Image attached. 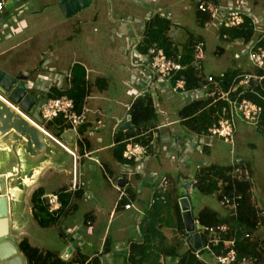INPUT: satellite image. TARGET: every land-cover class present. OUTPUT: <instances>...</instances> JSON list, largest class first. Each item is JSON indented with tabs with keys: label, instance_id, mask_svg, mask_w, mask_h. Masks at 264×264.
Here are the masks:
<instances>
[{
	"label": "crops",
	"instance_id": "crops-1",
	"mask_svg": "<svg viewBox=\"0 0 264 264\" xmlns=\"http://www.w3.org/2000/svg\"><path fill=\"white\" fill-rule=\"evenodd\" d=\"M37 1L42 2V0H4L5 10L0 11V68L11 75L18 76L19 79L26 78L24 80L26 89L36 99L37 108L43 105L47 97H55L52 95L59 91L69 90L72 86L73 74H81L85 71L87 83L89 86L91 84V88L88 87V94L81 108V110L86 108L87 119L78 132L74 131L62 116L40 121L48 132L60 139L68 149L23 118L24 127L34 128L39 138L36 144H28L24 141L14 145L13 139H6L0 133V178H6L11 208L8 214L9 233L3 240L11 241L16 247L17 252L13 255L15 259L20 258L23 264H28L18 246L22 239L27 238L32 245L42 250H50L67 261L80 260L79 256L83 254L87 256V259L94 256L89 264H125L130 254V245L143 240L144 231L141 221L151 208V200L155 197L162 175L163 178L170 179L173 191L169 197L168 206L163 209L166 214L164 218L166 223L161 229L165 241L161 246L162 251L158 264H177V259L173 255L164 254V252L169 253L175 247V252L196 248L192 242V236L198 230L188 231L180 200L188 196L190 201L191 190L193 187L197 188L194 185L197 176L208 168L229 167L233 164L246 168L252 183L255 206L258 212H264V117L259 126L243 120L237 122L236 142L234 145L229 143L232 146L230 153L232 162L222 163L217 159L219 152H216V156L213 155V147L216 146V140L223 139L209 136L206 133L200 134L218 118L217 110L215 109L209 118L207 116L201 121H191L200 111L189 116L181 113L183 108L194 100L204 99V90L194 86L187 93L181 92L179 95L172 90V81L160 79L154 87H150V81L154 80L155 76L148 68V45L145 40L148 26L155 17L170 21V28L166 32L170 49L183 52L184 58L188 52L190 54L191 39L194 41L200 38L205 41L202 34L193 35L185 29L186 24L177 20V18L181 19L180 14L169 11L181 0H107V2H101V26L95 24L93 27L94 32H99L101 27V41L92 40L94 43H91L85 52L80 50L82 59H79V54H76L73 49L72 44L75 43V39L71 35L72 28L69 23L75 20L80 24L78 37L82 40L84 34L88 35L87 31L85 32L88 27L86 20L92 19L94 23L100 20V13L95 12L98 2L93 0L87 8L68 16L57 0H51L50 4L43 5L40 9L31 10L30 5ZM201 1L213 3L217 7L216 18H219L220 26L215 30V34L216 38L226 44L225 46L216 45V57L213 63L208 60L205 41L207 57L204 62L205 68L204 66L203 68L206 73L216 75L221 80L220 78L227 73L256 70L249 58L247 60L250 62H246L244 56H241L236 42L244 41L248 55V46L253 42L255 32L262 30L254 43L259 42L264 36V15L259 12L258 0H246V7L248 8V2L251 6L250 1H252L255 11L258 15L260 14L262 20L261 28L254 30L249 42L245 41L244 36L231 37L228 30L222 35L223 18L230 7L235 5H232L233 0H195L194 12L200 26H202L201 10L198 4ZM90 11L92 14L87 15ZM216 18L210 17L202 27L209 26ZM17 19L21 21L20 25H16ZM183 30L186 31L187 36H183ZM51 40L59 41L60 45L52 47L49 44ZM227 52L229 63L221 65L220 59L225 61L224 56ZM206 65H212L216 70L207 71ZM110 70L113 71L111 74H109ZM92 73L96 74L95 85L100 89L101 96H104V91H109L111 83L118 86V89L121 84H124L127 89L129 88V94L133 96L127 103L116 101L120 107L126 108V114L123 118L117 117L114 124L100 123L98 116L100 112L103 113V106L99 107L97 117L88 115L90 108L88 97L94 85L91 79ZM166 88L171 89L168 97H176L175 101L168 100L172 102L169 109L163 105V100L159 99L161 91ZM5 95L9 97L8 93ZM140 97L149 100L156 99L153 102L158 101L160 105V108L154 107L155 125L141 134L132 136L135 137V141L148 146L149 154L132 160L124 158L123 155L122 158H118V145L124 143V140L129 137H125L120 142L117 141V136L121 134L120 131H127L133 127L132 124L131 128H122L126 121L131 120L129 112L132 103ZM102 103L104 104V101ZM167 104L170 105L169 102ZM205 108L206 111L210 110L209 106ZM12 111L15 115L18 114L14 109ZM25 111L30 113L29 110ZM110 125V128H106ZM30 147L33 151L29 150ZM73 153L79 157V181L76 186H74ZM99 166L103 169V177L107 179L108 184L119 192V189L112 183L116 180L126 192V195L120 199L118 194L111 214L115 209H121L130 224L132 223V228L127 229L123 226L116 233L107 236L106 231H103L101 247L99 251L92 253L87 252L86 248L82 247V243L87 242L86 236L93 233L92 226L97 221L98 214L93 210L95 208L89 211L86 209L84 217L80 219L76 217V210H79L82 201H94L96 197L100 201L97 204V210L105 209L101 206V200L106 199L107 191L102 188L103 185L99 183L100 180L96 174ZM222 183L220 182L221 188L224 185ZM39 189L43 192L42 198L44 199H47L51 193L59 195L61 204L63 194L66 199L64 211L60 210L62 213L58 214L57 221L49 226L51 228L59 226L63 237L72 241V246L66 245L63 251L61 248L56 251L42 244L41 242L44 241L42 238L35 239L26 220L22 218L26 213L32 212L33 214L32 195ZM123 199H127L125 203L133 202L143 213L136 208H124ZM221 204L226 209L228 208L230 213L231 208L222 202ZM190 205L195 221L204 207H211L203 206L194 215L191 201ZM84 206L86 207V204L82 205ZM68 218H70V226L66 224ZM34 220L40 226L39 228H48L41 226L36 219ZM195 228H198L196 223ZM68 230L73 233L69 235ZM253 238L264 243V219L260 228L253 234ZM207 254L208 258L203 253L204 259L214 263L211 255L208 252ZM261 264H264V254Z\"/></svg>",
	"mask_w": 264,
	"mask_h": 264
},
{
	"label": "trees",
	"instance_id": "trees-1",
	"mask_svg": "<svg viewBox=\"0 0 264 264\" xmlns=\"http://www.w3.org/2000/svg\"><path fill=\"white\" fill-rule=\"evenodd\" d=\"M201 25L205 26L207 20L210 19V14L207 12L200 11ZM170 28V21L162 19L160 17H155L147 29V38L145 40L148 47L153 43H158L160 46L165 48L169 55L177 54L178 52L170 49V44L167 41L166 32ZM229 31L231 37L244 36L245 41L249 42L254 34V25L250 23L247 19L245 24L234 27L222 29V35ZM200 39V38H199ZM189 45L191 46L193 41ZM256 45H261L264 47V36L257 42ZM188 47V46H187ZM191 50V47H190ZM191 55H185L184 62L190 63ZM76 72V71H75ZM201 70L196 69L193 65L185 70L187 76L188 88L194 86L202 85ZM236 73H227L223 79V82L227 86L233 76ZM75 75V76H74ZM76 77V79H75ZM88 83L85 77V71L81 74H73L72 86L67 91H59L52 96H60L67 94L72 97L75 101V108L77 111H81L82 103L86 95L88 94ZM153 100H149L145 97H140L136 99L130 107V116L133 127L127 131H120V135L117 136V141L122 142L125 137H132L137 134H141L148 130L150 127L155 125V108L152 103ZM210 99H199L194 100L191 104L183 108L182 114L184 116H189L200 111V113L191 119V121H201L202 119L210 117L217 106L209 105ZM209 106L210 110L206 111ZM205 108V109H204ZM202 110V111H201ZM141 140V138H137ZM137 142V141H136ZM143 143H146L143 141ZM125 148V142L118 145L119 155L118 158H122V153ZM238 170L235 166L222 167V168H208L197 176L195 184L198 190L204 194H213L215 191L220 190L218 195L220 201L223 199V195H229L234 200L236 206L231 207L230 213L226 215H221L220 212L212 209L211 207H204L198 217L196 218L197 224L199 225V230L201 231L202 240L206 242L208 239L207 232L205 233L204 228L217 225H226L224 231L219 232L220 241L218 243H212L211 248L217 253H226L228 250L225 246V240L236 238L235 248L237 250L238 258L242 257H255L257 258L256 264H261V258L264 254V243L253 238V234L262 225L264 214L255 206L254 198L252 195V183L250 182V177H248L247 169L241 168L237 165ZM220 182L224 184L221 188ZM173 191V185H170L167 191V201L163 202L158 197L160 196L159 189L157 190L155 197L157 201L151 205V208L147 211L144 218L141 221V226L144 231L143 240L140 243H132L130 245V254L126 259L125 264H158L160 261V254L162 251L161 246L164 245L165 237L162 231V225L166 223L164 218H166L164 208L169 204L170 196ZM43 192L39 189L35 191L32 195L33 202V215L38 223L43 227H49L52 223L56 222L58 214L60 215L66 205L64 204V194L61 197L62 204L57 213L51 212L49 209L48 199L42 198ZM169 198V199H168ZM235 198V199H234ZM127 199H123L125 203ZM177 202V200H176ZM178 203V202H177ZM179 204V203H178ZM177 204V205H178ZM179 207V205H178ZM61 212V213H60ZM55 213V214H54ZM182 230H184L182 228ZM185 231V230H184ZM248 234V235H247ZM19 249L25 255L28 264H83L87 259L86 255H80V260H64L57 256L54 252L50 250H42L34 245H32L27 238L22 239L19 244ZM176 248V247H175ZM175 248L169 253L164 252V254H171L177 259V264H205L204 260L195 254V248L185 250L184 252H175ZM205 253L204 251H201ZM96 262H98L96 260Z\"/></svg>",
	"mask_w": 264,
	"mask_h": 264
},
{
	"label": "built area",
	"instance_id": "built-area-1",
	"mask_svg": "<svg viewBox=\"0 0 264 264\" xmlns=\"http://www.w3.org/2000/svg\"><path fill=\"white\" fill-rule=\"evenodd\" d=\"M199 10L207 12L213 18L217 16L218 9L213 3H206L201 1L198 4ZM5 10L4 0H0V11ZM249 19L250 23L256 28L257 18L252 14L245 5H236L230 7L223 18V26L226 28L239 27L245 24ZM139 42L137 41V44ZM257 43L251 42L248 46V57L252 61L256 70L250 72L236 73L231 82L226 86L223 79L217 78L216 75L208 74L204 70V62L207 57L206 44L202 39H196L191 45V60L190 63L184 62L183 52L169 55L165 48L158 43H153L148 47V68L155 76L154 80L150 81V87H154L158 79L172 81V90L177 93H187L189 91L187 85V76L185 70L189 65H193L196 69L201 70L202 85L198 86L204 90V98L210 99L209 105L217 106L218 118L214 122L203 129L200 134H207L212 137L222 138L225 142L232 145L236 142L237 122L239 120L246 121L247 123L256 124L259 126L261 119L264 117V47L256 45ZM70 75V74H69ZM224 77V75H223ZM24 78L23 80H25ZM0 98L3 99L8 105L14 108L21 116L38 127L43 133L50 136L54 140L64 143L54 137L48 130L42 125L40 120L35 119L30 113L23 110L16 102L7 97L0 91ZM157 107L159 102H157ZM159 108V107H158ZM160 110V109H159ZM163 113V112H162ZM164 114V113H163ZM39 115L41 121L52 120L57 117H61L70 125V127L78 132L81 126L86 122V108L81 111H77L75 108V101L68 95H60L56 97H47L43 105L39 108ZM125 148L123 150V157L132 160L136 157H143L149 154L147 145L136 142L135 137H129L124 140ZM67 148V147H66ZM68 149V148H67ZM74 154V186L78 183V169H79V157ZM238 170L237 164H233ZM248 177L249 172L247 171ZM116 188L119 189V199L126 195L122 186L117 181H112ZM171 185L169 178L164 177L159 183L158 189L160 196L158 197L163 202L167 201V191ZM49 209L51 212H56L61 207L59 195L51 193L47 196ZM229 195L224 194L222 203L235 207L234 200ZM235 199V198H234ZM157 201V197L151 200V205ZM124 208H136L140 213L143 211L136 206L133 202L124 204ZM264 214V212H262ZM197 227V221H195ZM200 228V227H199ZM198 230L201 237V247L195 248V254L204 260L205 264H213L210 261L204 259L203 252H208L215 264H256L257 258L242 257L238 258L237 250L235 248L236 238L225 240V246L228 250L226 253H217L211 248V244L218 243L220 241L219 232L226 229V225H217L204 228L203 231L208 234V239L202 240L201 231ZM248 235V234H247ZM85 261L84 264H89L92 258Z\"/></svg>",
	"mask_w": 264,
	"mask_h": 264
},
{
	"label": "rangeland",
	"instance_id": "rangeland-1",
	"mask_svg": "<svg viewBox=\"0 0 264 264\" xmlns=\"http://www.w3.org/2000/svg\"><path fill=\"white\" fill-rule=\"evenodd\" d=\"M96 1L98 2V6L97 8H95V12L97 11L98 13H100V20L96 21L95 23L92 19L86 20L85 23L88 25V27H86L87 29L85 30V32L87 31L86 33L88 35L84 34L81 38L82 40H80L78 37V33H79L78 27L80 26V24H78V22H76L75 20H72L69 23L72 28L71 35H73V38L75 39V43H73L72 46H73V49L76 51V54H79V59H82L81 51L85 52L86 49L89 47V45H91V43L93 44L95 40H97V42L99 40L101 41V27H100L99 32H94L93 27L95 24H97L98 26H101V2L103 1L107 2V0H102V1L96 0ZM50 3H51V0H42V2L37 1L35 4L30 5L29 8L31 10L40 9L43 5H48ZM246 3H247L246 0H233L232 5L235 4L234 6L236 5L238 6V5H245ZM250 3H251V6L249 5V2L247 5L248 10L252 14H255V17L258 20L256 28L259 29L261 28L260 22L262 21L259 16L260 14L258 15V13L255 11L254 3H252V1H250ZM194 4H195V0H181L180 2L173 5V7H171L169 11H171V13H174V14L176 13L180 14L181 19L177 18V20L179 22H182L183 24L185 23L186 24L185 29L189 30L190 33H192L193 35L202 34V36H204L203 38L205 39L206 44H207L208 60H211L213 61V63H215L214 59L216 57V53H215L216 48H217L216 45H221V46L226 45L222 40H220L219 38H216V34H215V30L218 29L220 26V20L219 18H216L212 20L209 26L207 27L200 26L198 24L197 17L194 12ZM258 4H259L258 5L259 12H261V14L264 15V0H258ZM91 14L92 12L90 11L89 14L87 15H91ZM57 18H59V16H57ZM15 23L16 25L18 24L20 25L21 21L17 19V22ZM256 28L255 30H257ZM261 31L262 30L255 32L254 39H252L253 42L257 41L255 39H257V36ZM183 36H187L185 30H183ZM236 43H237L238 50L241 51V56H244L245 58L244 60L246 62H250V60L249 61L247 60V58H249L248 55L246 54L247 45L242 40H238ZM49 44H51L52 47H57L60 45L59 41L57 40H51ZM228 57H229V53L227 52L226 55L224 56V59L226 60L223 61L222 59H220L221 65H228L229 63L227 59ZM206 70L215 71L216 69L212 65H206ZM112 72L113 71L110 70L109 74H111ZM96 78H97L96 74L92 73L91 79H92V83L94 82V85L88 97V105L90 107L88 115L92 117H97L98 116L97 112L99 111L98 109H100L99 107L103 106L105 112L103 111L102 114L100 112L99 114L100 116H98L100 119V123H103V124L105 123L106 125L114 124L115 122L114 120L117 117L123 118L125 117V114H126V108L120 107L118 104H116V101L119 100L120 102L127 103L131 101V98L133 96L129 94L130 93L129 88L127 89V87L124 84H121L120 88L118 89V86L114 85L113 83L110 84L109 91H104V96H101L102 93L100 89L95 85ZM89 87L91 88V84ZM170 91H171L170 88L163 89L159 97V99L161 98L160 100H163L162 101L163 105L167 106L168 109L171 108L172 106V102L168 100L175 101V98H176V97H168V95L170 94ZM104 98H106V100H104ZM152 100L155 101L156 99L152 98ZM102 101H104V104L102 103ZM157 102L158 101L151 102V103L153 107L156 106V108L158 107L160 108V105L157 107L156 105ZM167 102H169L170 105L167 104ZM93 105L94 107H92ZM163 105L162 107H164ZM110 127L111 125L107 126L106 128H110ZM215 145L216 146L213 147V155L216 156V152H219V157L221 159L218 157L217 158L218 160H220L222 163H231L232 160L230 157V153L232 152V146L229 143H226L221 139L216 140ZM102 172H103V169L99 166L98 173L96 174L99 177V180H100L99 183L103 185L102 188L106 189L107 191L106 199L103 198L101 200V204H102L101 206L105 207V209H103L102 211L97 210V204H99L100 201L96 197L94 201H82L80 204L81 207L79 208V210H76V217H79L80 219L84 217L86 209H88L89 211L90 209L95 208L96 210L95 209L93 210L96 211L98 214V216H96L97 221L94 223V226H92L93 233L88 234V236H86L88 241L85 243H82V247H85L87 252H92V253L99 251L101 247V234L103 231H106V236H107L108 234L112 235L116 233L117 230L123 226L126 227L127 229L132 228V223L130 224L129 219L125 216L126 214L121 209L119 210L115 209L114 212L111 214V210L114 207V203H115L116 198L118 197L119 192L114 187H112L110 184H108V182L106 181L107 179L103 177ZM186 177H183V178H186ZM162 179H163V175L161 176V180ZM100 189H101V186H100ZM220 192H221L220 190H217L213 194H204L200 190H198V188L193 187V189L191 190V195H190V201L192 203L193 214L196 215L200 208H202L203 206L209 205L212 208L218 210L221 215H226L228 213V210H227L228 208L226 209V207H224L221 204L222 201H220L218 198V195ZM85 204H86V207L85 206L82 207V205H85ZM22 218L23 220H26L27 226L30 232L35 236V239H39V238L44 239V241L41 242L42 244H46L47 246L55 249L56 251H58L59 248H61V250L63 251L65 246L68 244L72 246V241H69L65 237H63L59 226L52 227V228L48 227L45 229L39 228L40 226L34 222L35 218L32 212L30 214L29 213L24 214ZM69 221H70V218H68V220L66 221V224L70 226ZM72 233L73 232L68 230L69 235ZM204 254H205V257L208 258L207 256L209 255L207 254L206 251Z\"/></svg>",
	"mask_w": 264,
	"mask_h": 264
},
{
	"label": "water",
	"instance_id": "water-1",
	"mask_svg": "<svg viewBox=\"0 0 264 264\" xmlns=\"http://www.w3.org/2000/svg\"><path fill=\"white\" fill-rule=\"evenodd\" d=\"M92 1L93 0H57L58 4L68 16L87 8ZM0 91L5 94L8 93L11 100L18 103L25 110H29L35 119L41 121L36 99L26 89V83L24 80L19 79L18 76L11 75L0 68ZM9 108L12 107L0 98V133L3 134L6 139H13L15 143L14 145H17L18 143L21 144V142L24 141L28 144H36L39 141V138L33 130L34 128L24 127L23 119H27L21 116L13 108L18 113L15 115L12 111L13 109L10 110ZM28 122L36 129H39L30 121ZM131 127L132 122L129 119L124 123L122 128L128 129ZM29 150L33 151L31 147ZM9 197L6 178H0V240H3V238L9 233L10 224L8 214L11 210ZM180 202L182 210L184 211L188 231H195V220L191 214L189 197L185 196L181 198ZM192 242L196 248L201 247V237L199 231H195L192 236ZM16 252L17 249L11 241H0V264H23L20 258L15 259L13 257Z\"/></svg>",
	"mask_w": 264,
	"mask_h": 264
}]
</instances>
